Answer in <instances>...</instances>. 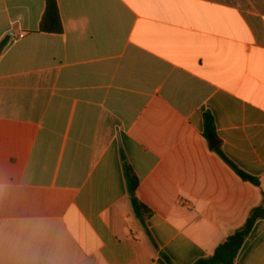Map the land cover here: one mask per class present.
<instances>
[{
    "label": "crops",
    "instance_id": "0c3cea01",
    "mask_svg": "<svg viewBox=\"0 0 264 264\" xmlns=\"http://www.w3.org/2000/svg\"><path fill=\"white\" fill-rule=\"evenodd\" d=\"M58 5L53 33L46 0H0V264L211 257L264 202V0ZM235 264H264V219Z\"/></svg>",
    "mask_w": 264,
    "mask_h": 264
},
{
    "label": "trees",
    "instance_id": "16d2710c",
    "mask_svg": "<svg viewBox=\"0 0 264 264\" xmlns=\"http://www.w3.org/2000/svg\"><path fill=\"white\" fill-rule=\"evenodd\" d=\"M40 29L45 32L59 33L63 31V23L59 11L58 0H46V8L41 20ZM206 121V136L211 140L216 141L215 123L212 115L207 114ZM228 163L234 168L236 173L245 181H249L257 186L260 185V180L257 177L249 175L226 156L219 151ZM123 168L125 178L128 185V191L131 196V201L136 216L139 220L145 224L146 218L152 214V210L148 208L137 196V189L139 186V179L128 161L124 152H122ZM264 200V192H263ZM260 219H264V202L263 204L253 208L249 213L245 223L231 234L224 242H222L215 250L214 254L208 258H202L194 264H235V259L239 250L243 246L244 242L251 233L256 222Z\"/></svg>",
    "mask_w": 264,
    "mask_h": 264
},
{
    "label": "water",
    "instance_id": "95a60500",
    "mask_svg": "<svg viewBox=\"0 0 264 264\" xmlns=\"http://www.w3.org/2000/svg\"><path fill=\"white\" fill-rule=\"evenodd\" d=\"M212 145L215 146L216 145V142L214 140H212Z\"/></svg>",
    "mask_w": 264,
    "mask_h": 264
},
{
    "label": "built area",
    "instance_id": "2783aa9c",
    "mask_svg": "<svg viewBox=\"0 0 264 264\" xmlns=\"http://www.w3.org/2000/svg\"><path fill=\"white\" fill-rule=\"evenodd\" d=\"M20 36H22V35H20Z\"/></svg>",
    "mask_w": 264,
    "mask_h": 264
}]
</instances>
